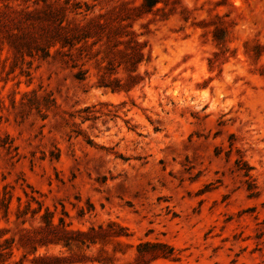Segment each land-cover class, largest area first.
<instances>
[{
  "label": "rangeland",
  "instance_id": "374dc122",
  "mask_svg": "<svg viewBox=\"0 0 264 264\" xmlns=\"http://www.w3.org/2000/svg\"><path fill=\"white\" fill-rule=\"evenodd\" d=\"M69 1L95 13L117 5ZM220 1L168 0L172 15L137 17L132 30L150 49L138 72L148 76L111 94L91 87L93 61L78 82L77 68L24 54L13 36L34 33L43 0H0V199L10 201L0 242L48 209L69 230L114 223L125 234L38 249L57 264H264V0ZM214 27L227 30L222 46L202 35ZM103 102L113 107L97 106L107 115L94 122L69 116ZM30 198L41 211L22 225L15 212ZM145 243L170 250L138 252Z\"/></svg>",
  "mask_w": 264,
  "mask_h": 264
},
{
  "label": "trees",
  "instance_id": "16d2710c",
  "mask_svg": "<svg viewBox=\"0 0 264 264\" xmlns=\"http://www.w3.org/2000/svg\"><path fill=\"white\" fill-rule=\"evenodd\" d=\"M168 0H117V5L110 11L95 13L93 6L81 2H71L64 0L62 5L52 0H43L45 9L33 34L13 36L21 39L20 47L24 49V54L29 57H36L39 60L50 59L59 62L67 68L75 69L74 78L78 82L87 79L88 70L82 67L93 61L97 67L95 74L96 81L91 86L111 94H128L136 87L143 84L148 74L144 71L143 75L138 72L139 66L147 65L150 62V49L146 40L139 41V37L145 33H136L132 30V22L146 15L162 14L164 17L172 15L174 12H166V2ZM225 0H221L223 2ZM138 2L137 5L135 3ZM217 2L216 5H220ZM36 4L38 2H35ZM161 4V6H159ZM173 11V9H171ZM186 12V11H183ZM32 14V13H31ZM38 14V13H35ZM69 15L71 17L69 18ZM138 17V18H137ZM219 18V17H218ZM165 19V18H164ZM220 20V18H219ZM184 21L186 19L184 18ZM204 27H209L206 23ZM211 34L212 41L216 47L222 46L226 41L227 30L216 28L204 30L202 35ZM16 51L23 56L21 50ZM121 71L122 75H118ZM121 103L120 105H122ZM113 107L110 103H97L87 106L70 114L71 120L77 118L81 123L94 122L102 115L96 107ZM98 115L100 116H97ZM0 199V206L3 218L7 216L9 199ZM26 195V194H25ZM26 197H28L26 195ZM19 201V199H17ZM31 201L27 200L20 209V204L15 212L16 220L22 218L20 224H31L34 217L41 211V204L36 208H30ZM19 207V208H18ZM30 214L29 219L24 217ZM62 217L58 218L57 224L53 223V213L48 209L39 215L38 223L29 229H21L19 237H9L0 242V264H57L60 257L50 254L37 255L38 249L48 248L49 246H62L66 249L89 247L108 241L109 238L125 236L122 234L123 228L114 223H108L97 228L91 227L85 232L73 231L66 228ZM116 227L118 231L111 232ZM5 231L0 230V235ZM166 248L163 244H140V248ZM170 250V249H169ZM20 251L21 255L17 261H12L13 252ZM32 256L30 260L27 258ZM156 257H166L158 255ZM113 264V263H108Z\"/></svg>",
  "mask_w": 264,
  "mask_h": 264
}]
</instances>
